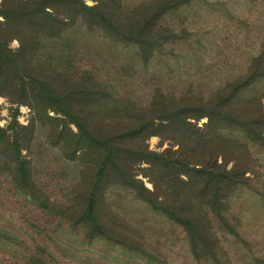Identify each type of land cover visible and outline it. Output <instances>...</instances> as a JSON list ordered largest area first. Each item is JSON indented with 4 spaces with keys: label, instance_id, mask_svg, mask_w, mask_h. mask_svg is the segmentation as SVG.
I'll list each match as a JSON object with an SVG mask.
<instances>
[{
    "label": "rangeland",
    "instance_id": "obj_1",
    "mask_svg": "<svg viewBox=\"0 0 264 264\" xmlns=\"http://www.w3.org/2000/svg\"><path fill=\"white\" fill-rule=\"evenodd\" d=\"M0 264H264V0H0Z\"/></svg>",
    "mask_w": 264,
    "mask_h": 264
},
{
    "label": "trees",
    "instance_id": "obj_2",
    "mask_svg": "<svg viewBox=\"0 0 264 264\" xmlns=\"http://www.w3.org/2000/svg\"><path fill=\"white\" fill-rule=\"evenodd\" d=\"M189 227H191V222L190 221H185Z\"/></svg>",
    "mask_w": 264,
    "mask_h": 264
}]
</instances>
